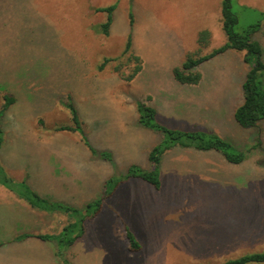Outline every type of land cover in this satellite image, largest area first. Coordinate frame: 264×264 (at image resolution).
<instances>
[{"label": "rangeland", "instance_id": "1", "mask_svg": "<svg viewBox=\"0 0 264 264\" xmlns=\"http://www.w3.org/2000/svg\"><path fill=\"white\" fill-rule=\"evenodd\" d=\"M222 1L0 0V109L4 94L16 100L0 115V169L14 182L30 183L48 194L43 197L83 211L116 172L124 175L132 164L148 169L147 155L159 136L135 125L136 101L155 108L159 123L170 129L212 133L246 154L242 164L232 165L214 152L165 153L160 189L135 179L115 189L65 252L68 264H222L264 252V120L242 129L233 118L250 69L245 52L228 50L203 62L195 87L178 85L172 75L198 50L201 31L209 33V43L200 56L226 43ZM111 5L105 37L93 31L105 20L95 10ZM232 6L236 31L258 25L250 39L261 46L264 62V0H234ZM128 34L142 67L129 82L132 66L123 58L97 69L104 59L120 56ZM262 81L264 86V76ZM68 97L91 144L113 152V164L90 157L77 133L54 132L71 125ZM9 194L15 221L11 212L0 213V225H11L0 227V239H10L0 246L11 249L0 264H62L53 240H37L39 259L17 239L29 233L55 237L77 215L33 210L29 226L17 219L25 213L21 199ZM26 210L30 219L32 209ZM124 226L140 242L139 252L128 251Z\"/></svg>", "mask_w": 264, "mask_h": 264}, {"label": "trees", "instance_id": "2", "mask_svg": "<svg viewBox=\"0 0 264 264\" xmlns=\"http://www.w3.org/2000/svg\"><path fill=\"white\" fill-rule=\"evenodd\" d=\"M233 1L223 0L221 3V29L225 35L226 43L214 49L209 54L200 56L199 50L206 47L209 43V33L206 30L201 31L197 38L198 50L193 54H189L179 67H175L172 70V75L178 85L195 87L201 81V74L196 69L203 62L228 50L244 51L243 61L250 65V69L242 84L243 102L235 109L233 118L235 123L242 129L257 128L259 123L264 120V86L262 81V77L264 76V62L262 60L263 52L261 46L257 42L252 41L250 35L256 32L259 27L256 25L242 32L236 31L235 28L238 24V18L232 11ZM95 11L105 14V20L102 24L94 27L93 31L107 37L112 25L114 6L98 8ZM128 18L129 25L132 27L133 16L131 13L128 14ZM122 58L132 66L129 74L125 77V81L129 82L140 73L142 68L141 59L132 51L131 34L127 35L120 56L114 59H104L97 69L98 71H103L108 63L117 62ZM119 68L120 65L116 66L115 70L120 71ZM15 102L14 97L4 94L0 115H3ZM64 107L70 115L71 125L58 126L54 128V132L77 133L84 147L88 150L90 157L113 164L114 160L111 151L98 150L89 141L82 129V122L78 110L70 97L64 102ZM135 108L137 115L135 125L138 128L149 130L159 136L158 143L151 148L147 155L149 168L144 169L136 164H132L127 168L124 175L116 172L105 181V190L102 196L94 202L87 204L83 211L67 206L61 202H55L48 197H43L32 190L25 181L14 182L3 169H0V186L26 202L32 209L45 213L56 211L74 214V216L77 215L75 221L64 225L61 232L55 237L24 235L17 239L18 241L29 237H34L41 241L53 240L57 245L56 255L62 264H68L65 258V252L85 235L87 231L86 223L96 218L102 205L114 194L115 189L132 179L141 181L156 191L160 189V165L165 153L173 149H189L198 153L214 152L220 155L228 164L232 165H240L246 160L245 152L235 149L228 141L215 134L200 130L170 129L159 123L156 109L147 105L144 101H136ZM2 138V130L0 128V145ZM123 236L127 242L129 252L136 253L141 250L140 242L127 226L123 228ZM222 264H264V252L248 253L229 259Z\"/></svg>", "mask_w": 264, "mask_h": 264}, {"label": "crops", "instance_id": "3", "mask_svg": "<svg viewBox=\"0 0 264 264\" xmlns=\"http://www.w3.org/2000/svg\"><path fill=\"white\" fill-rule=\"evenodd\" d=\"M110 151V150H109ZM113 155H114V153L113 152H111ZM7 174L9 175V171L7 172ZM10 176V175H9ZM11 177V176H10ZM12 178V177H11ZM29 186H30V188L32 189V190H34L35 192H37L38 194H40V195H48V194H46V193H42V192H40V191H38V190H36L35 188H33L32 187V185L29 183ZM0 196H2L1 198H0V210L2 211H0V213H2V214H6V212H11V215H12V220L13 221H15V217H14V215H13V210H12V204L15 202L13 199H12V197L10 196V194H9V192L5 189V188H3L2 186H0ZM7 199H12V201H8ZM20 201V205H21V207L22 208H24L25 209V213H22V212H20V214H17L18 215V217H17V219H18V221L19 220H23V221H25L26 222V224H28L29 226H33V224L35 223L34 222V217H33V215H34V212H32L33 210H35V209H32L30 206H28L27 204H26V202H24L23 200H19ZM19 207V206H18ZM26 207L27 208H29V209H32L31 210V218L30 219H27V216H28V212H27V210H26ZM36 211V210H35ZM42 213V212H41ZM3 221V224L2 225H0V227H9V226H11V225H9V221L8 222H5L4 220H2ZM1 222V221H0ZM15 223H12V226L14 225ZM15 226V225H14ZM29 234H33V233H29ZM32 236H34V235H32ZM37 240H39V239H37V238H34V237H29V238H26V239H24V240H22V244H26L27 246H29V247H31V248H34V250H36V251H34V252H31L30 254H32V255H34V257L35 258H42V252L41 251H37V249H39V247H40V243L37 241ZM10 241V239H9V237H6V238H3V239H0V243H7L8 244V242ZM12 243V242H11ZM14 246V245H13ZM11 247V246H10ZM4 248V246H0V249H3ZM12 248V247H11ZM5 250H4V253H3V255L1 256L0 255V258H2L3 259V257H4V255L5 254H7L8 256H9V252L11 251V249L10 248H4ZM8 253H7V252ZM34 261H35V259H34ZM33 261V262H34ZM31 263V264H34V263ZM41 262H38L37 264H40ZM4 264H7V261L4 263Z\"/></svg>", "mask_w": 264, "mask_h": 264}]
</instances>
